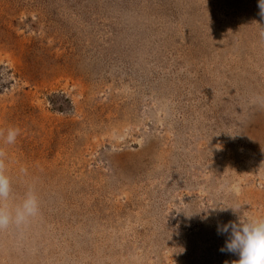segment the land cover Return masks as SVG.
<instances>
[{"label":"rangeland","instance_id":"1","mask_svg":"<svg viewBox=\"0 0 264 264\" xmlns=\"http://www.w3.org/2000/svg\"><path fill=\"white\" fill-rule=\"evenodd\" d=\"M10 126L41 213L0 264H235L218 225L264 218L259 0H0Z\"/></svg>","mask_w":264,"mask_h":264},{"label":"clouds","instance_id":"2","mask_svg":"<svg viewBox=\"0 0 264 264\" xmlns=\"http://www.w3.org/2000/svg\"><path fill=\"white\" fill-rule=\"evenodd\" d=\"M261 15H264V0H259ZM21 129L10 126L6 132H0V138L6 145H15ZM7 153L0 150V231L28 224L41 213L40 198L34 186H29L18 203L14 202L12 177L8 172ZM226 211L240 209L231 206L210 208ZM208 210L204 219L208 218ZM218 232L229 234L221 251L237 254L235 264H264V218L251 219L241 213L238 221L218 225Z\"/></svg>","mask_w":264,"mask_h":264}]
</instances>
